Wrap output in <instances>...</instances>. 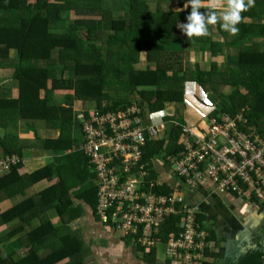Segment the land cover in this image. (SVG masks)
Listing matches in <instances>:
<instances>
[{"label":"trees","instance_id":"obj_1","mask_svg":"<svg viewBox=\"0 0 264 264\" xmlns=\"http://www.w3.org/2000/svg\"><path fill=\"white\" fill-rule=\"evenodd\" d=\"M114 1L113 10L117 19L113 18L112 10L105 9L103 0H0V69H11L12 78L18 83L15 99H8L0 90V130L4 134L1 148L3 158L19 160L18 164L0 175V201L16 193L22 194L31 185L57 178L1 215L4 223L19 218L22 222L38 220V225L19 240L21 245L29 247V253L15 260L11 254L3 256L0 250V264H58L63 261L65 264H83L84 258L91 253V247L84 244L79 233L68 227L83 212L80 204L86 205L99 219L96 214L98 189L95 171H92L91 159L81 148L83 125L79 138L73 135L76 102L92 106L89 124L96 127L93 119L109 113L116 116L120 109L124 112L130 106L155 118L162 114L163 118L171 106L183 103L186 82L194 81L201 86L223 85L232 92L227 96L218 95L223 103L220 112L232 119L242 115L264 140V0H255V6L242 14L247 19L262 23H240L236 35L221 33L220 25H216V35L222 39L221 42L212 40L215 35L188 39L180 34L176 25L187 22L186 16L191 8L182 12L172 9L183 8L185 0H156L155 12H151L148 0ZM200 11L205 12L206 9ZM65 13L76 20L58 31L52 26ZM97 22L105 24L111 33L105 40ZM183 43L209 44L212 54L221 52L223 48L236 49L239 52L238 65L231 68L226 64L220 72H217L215 64L209 72L196 65L195 78L194 72L184 71L180 59L173 61L174 56L179 57L177 51H174L176 55L167 53L168 49ZM11 50L16 52L15 59L9 57ZM141 56H145L148 64L145 70L136 68L141 64ZM56 64L61 68H55ZM181 73L184 75L181 76ZM60 91L64 93V99L62 104L57 105L53 102V95ZM170 119L183 125L177 112L173 118L166 116L162 120ZM21 121H40L47 130L56 131L58 137L39 140L35 135L30 142L6 134L16 129ZM182 133L183 128L179 126L172 130L167 140L152 141L146 136L145 155L140 162L146 169V191L171 195L172 184L160 181V170L157 168L160 161L157 158L163 155L176 157L182 149ZM35 146L53 152L64 151L65 154L30 174L21 175L22 152ZM163 167L169 170L171 162L166 159ZM78 201L80 204L76 203ZM252 201L257 203L254 196ZM50 210L57 215L61 227L50 223L47 217ZM115 212L116 208L108 214ZM204 220L207 217L201 211L197 221L202 225ZM180 222L179 214L170 215L161 224L157 238L167 243L171 234L178 237L184 231L178 225ZM110 223L107 220L104 225L110 226ZM54 231L62 233L59 240L50 243L52 249L47 257L39 259L37 249L45 245L46 236ZM261 232L263 235L264 232ZM262 235H256L253 244L246 245L235 260L223 264H264ZM10 237L9 233L1 236L0 245ZM217 237L211 230L206 244L215 242ZM121 240L143 261L155 262L156 249L145 253L136 234L129 232ZM222 252L205 249L208 258L220 259ZM198 262L211 264L203 259H198Z\"/></svg>","mask_w":264,"mask_h":264},{"label":"built area","instance_id":"obj_2","mask_svg":"<svg viewBox=\"0 0 264 264\" xmlns=\"http://www.w3.org/2000/svg\"><path fill=\"white\" fill-rule=\"evenodd\" d=\"M126 110L116 116L109 113L93 119L96 127L83 124L81 148L95 171L96 213L103 221H111L115 238L129 232L136 234L146 253L161 244L169 257L181 256L191 249L193 257L198 255V259L207 261L205 251L202 253L206 231L194 215L188 220L181 218L184 226L178 225L184 231L178 237L171 234L167 243L157 238L161 224L170 215H182L187 208L172 193L167 196L145 189L146 169L140 162L145 155L146 136L158 140L156 135L159 136L165 123L154 116H150V122L141 118L143 113L133 106ZM240 119L233 121L223 115L208 121L202 130L182 126V149L176 157H166L172 170L164 169V173L172 175L160 180L162 184H170V180L175 190L180 186L175 183L181 182L186 186L184 189L199 187L248 200L254 196L264 203V141L254 131L249 133L246 127H240ZM18 162L14 157L0 159V172ZM114 208L117 212L108 214Z\"/></svg>","mask_w":264,"mask_h":264},{"label":"crops","instance_id":"obj_3","mask_svg":"<svg viewBox=\"0 0 264 264\" xmlns=\"http://www.w3.org/2000/svg\"><path fill=\"white\" fill-rule=\"evenodd\" d=\"M174 9H178V8H173L172 11ZM241 23L260 24L262 22L258 20H252L246 18ZM217 25H220V23L218 22ZM52 27L58 31L64 28V26H60L59 23L57 26L53 25ZM99 30H101V27L99 28ZM209 30L211 32V35H215L212 36L213 41H217V42L222 41V39L216 35L218 33L216 25L209 26ZM220 32L228 33L224 31L222 28L220 29ZM183 44H180L177 47H183ZM192 44H194L192 45L194 49L200 51L202 50L203 53L206 49H209L210 50L209 54L211 59H218V58L223 59L224 61L223 67H225L226 64H229L231 68H235L238 65L239 52L236 49L223 48L221 52L217 54L214 53L212 54V50L209 44H195V43ZM9 57L11 59H15L16 52L11 50L9 52ZM54 57L55 54H53V58ZM178 59H180L183 62L182 58L177 57L176 60ZM140 60L142 63L145 64V56H141ZM54 61H56V58L54 59ZM213 64L216 65V63L212 62V65ZM147 65L148 64L146 63L145 66ZM55 68L58 69L61 68V66L56 64ZM202 68H201L202 71L209 72V71H205ZM216 70H218V68ZM12 77H13V71L11 69H0V90L5 92L8 99H15L18 96V83ZM228 89L230 88L223 85L204 84L201 86L193 81L188 84L187 88L185 85V98L183 103L171 106L169 109L170 110L174 109V113L175 112L178 113V116L181 118L184 127L194 128L195 130L205 129L208 125L207 119L214 117L215 116L214 112H216V110H219L221 106H223L222 99H219L218 95L227 96L232 92V89H230L231 91L225 93L224 90H228ZM240 92L242 94L245 93L243 90H240ZM53 98H54L53 100L54 104L60 105L63 103L64 93L60 91L54 94ZM198 102L201 103L200 106L198 105L199 104ZM166 112H165V116H166ZM163 121L165 123V128L159 133V138L161 139L158 138V140H164L170 137L172 132V129H170V126L173 125L172 119L167 121L163 120ZM6 134L12 135L13 138H17L19 140H24V141H30V142L34 140L35 135L39 140H54L58 137V133L56 131L47 130L44 127V124L40 121H34V122L21 121L18 123L16 129L9 130L6 132ZM3 135H4L3 132L0 130V159L5 157L3 154V150L1 148ZM73 135L76 139H78L79 131L76 127H74ZM37 146L33 147L32 149L24 150L22 152L23 156L22 158H20L22 167L19 170V173L21 175L30 174L31 172H34L35 170L43 167L44 165L53 162L55 158L61 157L65 154L64 151L53 152V151L40 149ZM4 174L5 173H3L2 175ZM56 180L57 178H55L54 180L52 179L51 181H41L37 184L31 185L28 188H26L22 194L16 193L15 195L9 197L8 199L0 201V237L8 233L11 234L12 236L9 239L4 240L3 244L0 245V250L3 256H7L11 254L12 257L15 260H17L20 257H23L29 253V247L21 245L19 243V240L21 237L25 236L31 229L35 228L38 225L37 222L38 220L36 221L32 219L31 221L22 222L20 221L19 218H14L4 223L1 220V215L7 210L17 206L21 202L30 198L34 194L40 192L43 188L47 187ZM206 194H205L206 196L202 198L203 204L205 205V212L207 209V211L210 214L209 219H211V221L215 224V227H217L219 230V234H217V236L218 238H220V242H221L220 244L223 245V244H227L228 242L238 241L239 233L242 234L244 230L248 233H253L254 236L262 235L261 230L264 232V229H262L264 226V210L262 209L261 206L251 201H249L250 202L249 203L245 199H242L238 196H231L227 193H215V192L211 193V190H208ZM76 203L80 204L79 201ZM80 205L83 208V212L81 213L80 217L73 220L68 227L73 232H78L84 244L89 245L91 247L92 246L91 241H93V239L86 238L87 232L88 233L91 232L95 240L96 233L98 232V228L99 226L102 225L99 222V220L94 217L91 210L86 205L84 204H80ZM47 217L53 226L61 227L57 215L52 210L47 212ZM81 226H83V228H81ZM12 231L16 233L13 234ZM105 231L108 234L110 233L108 239L115 237L111 230H105ZM61 234L62 233L60 231L57 232L54 231L50 234V236H46L45 238L46 243L43 240L45 245L39 247V249H37L36 252L39 259L45 258L51 253L52 248L50 246V243L58 241ZM262 236L264 237V234ZM225 246L226 245H224V247ZM3 247H5V249H3ZM127 248H128L127 246L126 248L125 246L123 248L122 245L117 246L115 250L116 252H119L120 256H118V258L116 259L112 257V261L110 263L108 262L107 264H138L139 260L137 259H139V257L136 254V252L129 248H128L129 251H127L128 250ZM229 250L227 251L223 250L222 256L219 259L220 260L219 262H222L221 264L225 263L226 261L235 260L236 256L244 251L242 249L241 252L239 253L236 252L237 253L236 254L233 247L229 248ZM97 257L94 256L91 250V253L84 258L83 264H97L98 263ZM141 261L143 260L141 259ZM58 264H65V262L63 261ZM101 264H105V262H102Z\"/></svg>","mask_w":264,"mask_h":264},{"label":"rangeland","instance_id":"obj_4","mask_svg":"<svg viewBox=\"0 0 264 264\" xmlns=\"http://www.w3.org/2000/svg\"><path fill=\"white\" fill-rule=\"evenodd\" d=\"M104 4H105V9H108L109 11L112 10V15L114 19H117V14L115 13V11L113 10V6L115 4L114 0H103ZM148 4L150 6V10L151 12H155L157 7H156V0H148ZM173 11L177 12L176 9H174ZM76 20V18H74L72 15L70 14H63V16L61 17L59 22H56L54 24V26H57L58 23L60 26H64V28L66 26H68L69 24H71L72 22H74ZM97 26L98 28L101 27V32H102V38L103 40H105V38L108 36V34L110 35L111 33L108 32L106 30V25L103 23H99L97 22ZM181 34V31H180ZM192 43H185L183 44V47H173L172 49H168L167 53L168 54H175L174 51L178 52V56L180 58L183 59V67H184V71H190V72H194L195 74V78L197 77V73L195 72V65L199 64L200 68L204 69L205 71H210L211 70V65L212 62L216 63L217 68H218V72L221 71V68L223 67V59H211L210 58V50L209 49H204V53L202 52V50H196L192 47ZM191 46V47H190ZM109 47V46H107ZM183 50V51H182ZM181 51V52H180ZM199 51V52H198ZM203 53V54H202ZM176 55V54H175ZM56 58V55L54 57V59ZM173 59H177V57H173ZM201 61V62H199ZM146 62L145 64L141 62V64L136 67L139 70H145L146 68ZM60 69V68H58ZM60 70H58L59 72ZM181 76L184 75V73L180 74ZM228 91H231L230 89L228 90H224L225 93H227ZM199 103V102H198ZM199 106L201 105V103L198 104ZM109 107H112V105H109ZM92 106L91 105H82L80 103L76 102V106L74 108L75 111V120H76V128L79 130H81V125H89L90 122V117L92 116L91 113L89 112L91 110ZM128 108V107H126ZM131 108V106L129 107ZM173 108V107H172ZM137 109V108H136ZM126 110V109H125ZM139 110V109H138ZM121 112H123L120 109ZM134 111V109H133ZM141 112V110H139ZM147 111V110H146ZM125 112V111H124ZM143 115L140 116L141 118H145V120H148L149 122L152 121V116L151 114H148L145 112L144 115V111H142ZM125 114V113H124ZM167 116L170 117H174L175 113H174V109L172 110H168L166 112ZM160 117H162V114L160 115ZM164 117V115H163ZM166 117V116H165ZM173 122L172 128L170 126V129H174L175 127H179V126H183L180 125V122ZM245 122V121H244ZM147 126V122L145 123L144 127ZM246 128H251L249 123H246ZM158 138L159 136L156 135ZM162 137V136H160ZM79 138V136H78ZM169 138V137H168ZM168 138H166L165 140H167ZM161 139V138H159ZM157 160H159L160 162L157 164V168H159V174H160V180H166L167 177L169 175L172 174H165L164 173V169L165 167L164 164H166V155H163L162 157H158ZM172 170V168H171ZM170 183H172L169 180ZM180 185V186H179ZM175 186H179L177 188H175V190H172V195L176 198H181L183 201L179 204H181L182 206L186 207L187 209L185 211H183L182 215H180L181 218H184L185 220H188V218H191L193 215L194 217L197 219V215L202 211L206 217L208 218L207 220H204L201 226V229H204L206 232L204 236H208L210 235L211 230H216L215 234H219V230L217 227H215V224L211 221V219H209V212L206 209L205 212V205L203 204L202 198L204 196H206V192L208 190H205L203 188H199V187H188L187 189H184L183 187H186L184 183L181 182H176ZM206 194V195H205ZM248 194V190H246L245 195ZM194 196V198H193ZM246 201H250L246 200ZM250 203V202H249ZM259 206L262 207V209L264 210V203H261L258 201L257 203ZM204 208V209H203ZM181 226H184V223L180 222ZM103 227V228H102ZM81 228H83V226H81ZM215 228V229H214ZM105 230H111V228L109 229L106 226H99L98 228V232L96 233V238L94 240L93 235L91 232H87L86 238H91L93 239V241H91V250L94 254L95 257H97L98 259V263L97 264H101L102 262H105V264H107L108 262L110 263L112 261V257H114V259L118 258V256H120L119 252H116L115 248L119 245L123 246V242L121 241V239H117V238H109L110 233H106ZM257 231V230H256ZM92 236V237H89ZM256 239V235L254 236L253 233H248L245 230L243 231L242 234L239 233L238 235V241L235 242H228L227 244H220L221 242H218V237L217 240L215 242H210L206 244V242H203V250L202 253L205 251V249H209L211 252L214 253H218L220 252V250H229V248H234L235 253H239L240 251H242L243 248L246 247V245L248 244H253V242ZM97 242V244H96ZM112 243V244H111ZM224 245H226L224 247ZM114 247V248H113ZM124 248V246H123ZM126 248V246H125ZM3 249H5V247H3ZM2 249V250H3ZM128 249V248H127ZM129 251V249L127 250ZM230 251V250H229ZM4 252V251H3ZM201 253V252H200ZM236 253V254H237ZM117 256V257H116ZM198 255H196V257H193V251L191 249H189L187 252H184L183 255L181 256H177V257H169L167 252L166 254H161V253H156L155 256V262L154 263H147V262H143L141 261V257H139V262L138 264H202L200 262H198ZM220 260L217 258H209L207 260V262L211 263V264H221L222 262H219ZM97 262V261H96Z\"/></svg>","mask_w":264,"mask_h":264},{"label":"clouds","instance_id":"obj_5","mask_svg":"<svg viewBox=\"0 0 264 264\" xmlns=\"http://www.w3.org/2000/svg\"><path fill=\"white\" fill-rule=\"evenodd\" d=\"M254 6H255V0H185V3L183 4V8H178L176 9V11L177 12L186 11L189 7L191 8V11L186 16L187 22L178 23L176 27L181 31L182 35L186 36L188 39H191L193 37L199 38V37L210 36L211 32L209 30V26H215L219 22L221 28L224 31L228 32L231 35H236L239 33L238 25L246 19V17H244L242 14L249 11ZM202 8L206 9V11L201 12L200 9ZM189 83L191 82H186V88L188 87ZM216 112L217 114L214 117L207 119V124H208V121H211L212 119H218L221 116L225 115L222 112H220V110H216ZM240 116L242 117V115H239L235 119H232L231 117L229 118L233 121H237L238 118L240 119ZM163 118L159 116V119H163ZM239 123H240L239 124L240 127L245 128L246 123H248V121L242 117ZM248 131L253 132L254 130L253 128H251L250 130H248L247 128V132ZM254 133L256 134L255 131ZM6 171L0 172V175H2L3 173H6ZM229 195L237 196L235 194H229ZM242 199L248 200L246 198H242ZM250 201L253 202L252 198L250 199ZM98 220L102 226H105L104 222H106L107 220L103 221L100 217ZM106 227L111 228V231L114 234V231L111 225L106 226ZM121 237L117 239H121ZM123 246H125L124 243H123ZM155 249H156L157 254L158 253L166 254V251L163 245L161 244L158 246V249L157 248Z\"/></svg>","mask_w":264,"mask_h":264}]
</instances>
